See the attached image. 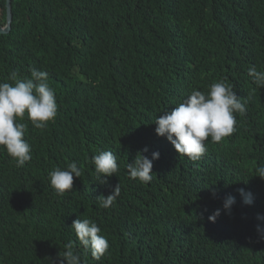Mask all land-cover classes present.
I'll list each match as a JSON object with an SVG mask.
<instances>
[{
    "label": "trees",
    "instance_id": "16d2710c",
    "mask_svg": "<svg viewBox=\"0 0 264 264\" xmlns=\"http://www.w3.org/2000/svg\"><path fill=\"white\" fill-rule=\"evenodd\" d=\"M12 9L11 31L0 32V81L13 83V70L21 78L33 67L47 71L58 110L43 130L25 114V166L0 149V264H50L69 241L82 264H261L241 249L264 228V179L255 175L264 163V88L247 74L264 70V0H12ZM221 80L244 99L255 89L246 114H235L233 134L209 139L201 159L179 156L154 119ZM145 148L149 158L160 153L148 184L127 173ZM99 150L119 165L107 185L95 181ZM73 161L82 177L56 195L48 172ZM118 183L113 205L98 207ZM239 188L253 193L252 205ZM229 195L231 214L223 210ZM78 217L108 238L99 260L79 245L71 228Z\"/></svg>",
    "mask_w": 264,
    "mask_h": 264
},
{
    "label": "clouds",
    "instance_id": "9594fccd",
    "mask_svg": "<svg viewBox=\"0 0 264 264\" xmlns=\"http://www.w3.org/2000/svg\"><path fill=\"white\" fill-rule=\"evenodd\" d=\"M257 88H264V70L251 66L247 73ZM8 80L13 83L0 81V149H6L7 154L15 162L16 167H23L32 159V145L25 139L28 125L21 123L27 114L34 129L43 130L48 122L57 115L58 104L54 88L49 84V73L31 68L30 78L20 77L16 70L10 72ZM255 89L251 90L247 98L239 97L232 84L225 80L212 83L209 89L201 91L192 89L190 94L176 105L171 111L164 110L154 119L155 132L165 137L174 146L179 156H187L197 161L207 151L206 142H221L236 131V115L246 114L247 103L252 98ZM139 152L133 162L127 163V173L130 179L148 184L153 179V161L158 159V151L152 157ZM95 181L100 185H107L108 178L114 174L118 176L119 165L116 155L110 150H99L92 156ZM83 169L77 162L67 163L66 167H56L48 172V181L56 195H64L73 189L74 176L82 177ZM255 175L264 179V163L255 169ZM120 183L115 185L107 196L97 197V205L107 209L113 205L120 195ZM237 191L243 198V203L252 205L254 195L250 190L239 188ZM215 196L216 193L213 192ZM236 203L232 195L225 197L223 210L231 214ZM221 209H216L208 219L215 222L221 215ZM258 220H264V214H257ZM80 247L85 253L99 260L104 256L110 244L108 238L102 234V229L91 218L78 217L71 224ZM259 237L246 240L241 251L248 257L264 264V228L257 225ZM50 264H82L81 253L73 242L65 243L64 250L56 258L48 257Z\"/></svg>",
    "mask_w": 264,
    "mask_h": 264
},
{
    "label": "water",
    "instance_id": "95a60500",
    "mask_svg": "<svg viewBox=\"0 0 264 264\" xmlns=\"http://www.w3.org/2000/svg\"><path fill=\"white\" fill-rule=\"evenodd\" d=\"M6 7H7L6 23L4 25L0 23V32L2 33H7L12 29V22H13L12 0H7Z\"/></svg>",
    "mask_w": 264,
    "mask_h": 264
}]
</instances>
